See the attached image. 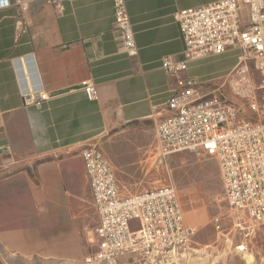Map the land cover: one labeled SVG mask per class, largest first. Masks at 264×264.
<instances>
[{
    "label": "crops",
    "instance_id": "obj_1",
    "mask_svg": "<svg viewBox=\"0 0 264 264\" xmlns=\"http://www.w3.org/2000/svg\"><path fill=\"white\" fill-rule=\"evenodd\" d=\"M211 1L126 0L137 45L130 56L114 0H0V250L69 257L94 205L83 149L98 144L114 166L112 157L137 163L152 136L158 146L175 81L162 60L184 57L176 12ZM207 58L191 61L188 74L202 77ZM85 80L96 84V99ZM37 90L49 95L41 105L28 96ZM205 197L181 194L201 252L187 264H264L235 249L239 237L231 249L214 238L220 214Z\"/></svg>",
    "mask_w": 264,
    "mask_h": 264
},
{
    "label": "built area",
    "instance_id": "obj_2",
    "mask_svg": "<svg viewBox=\"0 0 264 264\" xmlns=\"http://www.w3.org/2000/svg\"><path fill=\"white\" fill-rule=\"evenodd\" d=\"M114 18L125 51L135 56L126 0H114ZM176 18L184 57L162 60L175 81L157 125V158L168 165L172 155L191 151L216 160L228 213L212 221L228 240L239 237L235 248L246 252L249 240L264 228V0H213L180 9ZM231 51L239 52L238 59L221 84L188 74L191 61ZM251 64L263 76L257 86ZM83 87L90 100L97 98L95 83L85 80ZM28 96L38 105L49 98L40 90ZM82 154L97 213L88 264H187L199 253L173 182L124 194L98 144L86 146Z\"/></svg>",
    "mask_w": 264,
    "mask_h": 264
},
{
    "label": "rangeland",
    "instance_id": "obj_3",
    "mask_svg": "<svg viewBox=\"0 0 264 264\" xmlns=\"http://www.w3.org/2000/svg\"><path fill=\"white\" fill-rule=\"evenodd\" d=\"M238 53V51H231L205 59L200 69L203 75L200 77L201 80L210 85H219L225 79H228L237 62ZM250 77L254 86H257L263 77L252 64ZM156 146V138L152 136L149 144L142 149L140 160L135 164H126L129 159L120 157L114 160L112 157L124 194L152 189L173 182L179 188L181 194L196 191L203 192L206 196V203L212 207L213 211H218L217 214L222 216L227 215L228 206L216 160L191 151H182L172 155L167 165L161 163L157 158ZM225 219L227 220V218ZM96 224L97 213L94 205H92L88 215V226L81 231L79 242L72 248V252L67 258L62 257L59 260H53L37 255H11L4 250H0V264H88L87 259L94 248L93 239ZM228 237V235L222 233L214 236L216 240L218 239V242L224 244L226 249H231L235 244L230 239L228 240ZM248 243L249 250H247L245 256L249 260H253L255 254L264 257V228H261ZM198 251L200 252V250ZM250 253L253 255H250Z\"/></svg>",
    "mask_w": 264,
    "mask_h": 264
},
{
    "label": "bare ground",
    "instance_id": "obj_4",
    "mask_svg": "<svg viewBox=\"0 0 264 264\" xmlns=\"http://www.w3.org/2000/svg\"><path fill=\"white\" fill-rule=\"evenodd\" d=\"M242 248H244V247H242ZM247 252V251H246ZM246 252H244V253H246ZM249 253V252H248ZM250 255H251V253H250Z\"/></svg>",
    "mask_w": 264,
    "mask_h": 264
}]
</instances>
